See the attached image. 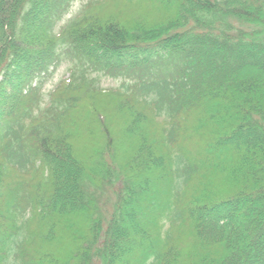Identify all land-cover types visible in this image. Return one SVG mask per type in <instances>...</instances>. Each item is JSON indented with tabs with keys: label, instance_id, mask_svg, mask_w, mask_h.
Masks as SVG:
<instances>
[{
	"label": "trees",
	"instance_id": "obj_1",
	"mask_svg": "<svg viewBox=\"0 0 264 264\" xmlns=\"http://www.w3.org/2000/svg\"><path fill=\"white\" fill-rule=\"evenodd\" d=\"M74 2L0 0V264H264V0Z\"/></svg>",
	"mask_w": 264,
	"mask_h": 264
},
{
	"label": "rangeland",
	"instance_id": "obj_2",
	"mask_svg": "<svg viewBox=\"0 0 264 264\" xmlns=\"http://www.w3.org/2000/svg\"><path fill=\"white\" fill-rule=\"evenodd\" d=\"M88 1H91V0H75L73 7L71 8V11L67 15L66 19L68 20V19L74 17L77 13H79L80 10L83 8V6L85 4H87ZM122 5L123 4L119 5V9L122 8ZM158 9H159V12H157V14H156V16H154V18L161 16L163 13L161 7ZM120 11H121V9H120ZM139 14L140 13H135L133 16H137ZM70 73H71V71H70L69 62L64 61L58 67V69L50 77H48V79L45 81V86H44L45 91L48 92L58 82H60V80H62L65 77H68L70 75ZM129 79H131V78H129ZM122 80H123V78H121V77L114 78L112 76L100 75L97 83L104 88H110V87L116 88L118 86H121ZM80 142L87 143L88 142L87 136L82 137L80 139ZM221 185H222V187L219 190V192H221V194L226 193V192H232V191L234 192V190H235V184L223 182ZM236 191H238V190H236ZM187 234H188V232H187ZM190 249H192V248L190 247Z\"/></svg>",
	"mask_w": 264,
	"mask_h": 264
}]
</instances>
